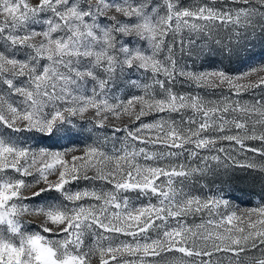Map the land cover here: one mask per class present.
Returning <instances> with one entry per match:
<instances>
[{
    "label": "snow or ice",
    "instance_id": "obj_1",
    "mask_svg": "<svg viewBox=\"0 0 264 264\" xmlns=\"http://www.w3.org/2000/svg\"><path fill=\"white\" fill-rule=\"evenodd\" d=\"M257 40L264 0H0V264H264V64L204 67Z\"/></svg>",
    "mask_w": 264,
    "mask_h": 264
},
{
    "label": "rangeland",
    "instance_id": "obj_2",
    "mask_svg": "<svg viewBox=\"0 0 264 264\" xmlns=\"http://www.w3.org/2000/svg\"><path fill=\"white\" fill-rule=\"evenodd\" d=\"M185 4L188 6L201 3L203 0H184ZM256 46L252 49L253 57L251 61L248 64H242L238 61L229 62L227 59H223V63H216L213 62L211 64H205L204 67H223L226 70L232 72V73H238L240 71L246 70V68L251 66H256L260 64H264V59H261V55L264 54V49L260 47V42L257 40ZM172 90L179 94H193V95H199L203 101L207 102H220L223 100V97L217 92L216 94H213L211 92H208L205 89H197L194 88L188 84L184 83H175L173 85ZM137 94L138 90H133ZM262 93L259 89L255 90V97L256 99H259ZM242 98L246 102L252 101V96L249 93H244L242 95ZM231 99V97H230ZM258 117H252V119H257ZM149 119H151L149 117ZM85 143H91V141H86ZM250 143H256V142H250ZM256 146H259L256 144ZM82 147V145L78 146ZM249 157V160H255L256 162H260L259 156H253L251 153L247 154ZM237 160L242 161L243 157L238 156ZM236 176L232 177V179L228 180V187L229 192L232 196L231 203L233 205L239 206L240 209L250 208V207H256L260 203H264V201L260 200L259 195H251V193L256 192L259 193L261 191V183L259 180L255 179L253 176L244 177V173L242 170L236 169ZM227 179V177L225 178ZM85 184L82 182L80 184V187H84ZM207 218V217H206ZM201 222L200 218H195L194 223L199 224ZM189 223H193V219L189 218ZM86 243H88L86 241ZM93 264H96L95 260L93 261Z\"/></svg>",
    "mask_w": 264,
    "mask_h": 264
}]
</instances>
